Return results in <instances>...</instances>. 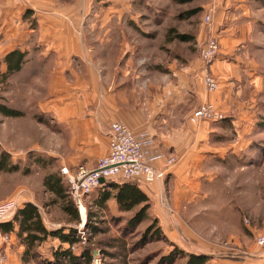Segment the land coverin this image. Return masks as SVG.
I'll list each match as a JSON object with an SVG mask.
<instances>
[{"label": "rangeland", "instance_id": "obj_1", "mask_svg": "<svg viewBox=\"0 0 264 264\" xmlns=\"http://www.w3.org/2000/svg\"><path fill=\"white\" fill-rule=\"evenodd\" d=\"M3 1L17 10L25 2ZM61 1L81 11L85 38L101 45L106 61L101 81L118 95L146 100L184 80L193 114L205 102L200 94L210 96L206 74L219 85L211 93L219 91L214 64L220 62L230 65L226 79L232 83V97L226 110L213 103L224 118L210 121L215 129L208 138L210 153L189 162L175 181L167 176L155 182L158 196L150 200L144 222L130 225L136 213L120 212L113 200L99 207L95 192L87 198L85 221L79 213L76 223L43 184L51 174L62 179L56 156L64 146L56 141L62 137L59 132H66L53 122L55 95L61 92L40 72L51 67L36 65L34 59L42 52L44 57L45 50L34 46L28 65L17 75L4 81L0 72V106L24 114L12 118L0 113L1 148L10 154V164L18 166L15 172L0 171V204L32 199L48 230H75L79 240L71 250L78 264H88L85 253L90 264H190L191 256L207 257L210 264H264V249L255 242L264 231V0ZM29 13L26 22L36 28ZM211 39L219 48L206 62L201 51ZM34 41V36L28 39ZM68 201L74 206L69 195ZM59 246V239L50 238L25 262V247L17 237L0 231V264H54L53 251Z\"/></svg>", "mask_w": 264, "mask_h": 264}, {"label": "crops", "instance_id": "obj_2", "mask_svg": "<svg viewBox=\"0 0 264 264\" xmlns=\"http://www.w3.org/2000/svg\"><path fill=\"white\" fill-rule=\"evenodd\" d=\"M11 7L0 0V72L5 73L3 59L11 51L19 49L28 57L34 46L45 50L44 57L42 52L34 61L38 66L51 67L40 68V72L49 76L56 84L54 89L61 92L55 95L56 105L52 109L53 122L66 132V136L59 132L62 137L56 141L58 146H64V153L56 156L61 168L95 167L98 160L109 153L108 131L115 122L124 123L137 137L150 135L154 138L165 155L153 162L154 167L168 168V159H176L177 163L167 173L169 182L179 175L182 177L190 163L200 161L210 153L208 138L215 132L213 123L205 121L197 126L190 123L193 110L190 89L184 80L178 86H168L163 93L155 92L146 100H139L135 95L134 98L118 95L116 89L106 87L101 81V66L106 65L102 48L96 43H88L85 38L83 30L86 26L81 23V11H74L77 5L61 0H25L19 10L14 4ZM25 10L32 12L36 28L30 29L24 17L26 13L22 16L23 21L20 20ZM31 36H34V42H28ZM214 65L220 89L215 94L210 92V96L200 94V99L226 110L227 100L232 97V83L226 79L230 65L220 62ZM15 75L17 73L11 78ZM138 186L150 200L158 196L159 184ZM32 201L24 203L38 207ZM24 203L20 202L21 207ZM260 261L252 260V264Z\"/></svg>", "mask_w": 264, "mask_h": 264}, {"label": "built area", "instance_id": "obj_3", "mask_svg": "<svg viewBox=\"0 0 264 264\" xmlns=\"http://www.w3.org/2000/svg\"><path fill=\"white\" fill-rule=\"evenodd\" d=\"M205 19L209 22L211 17L208 15ZM218 48L215 39L209 40L201 51L203 60L212 61L217 55ZM204 82L209 92L218 89L219 85L212 75L206 74ZM223 118V114L215 104L204 103L194 111L190 122L197 126L205 121H221ZM108 138L109 153L100 158L95 167L79 165L75 169L61 168L62 179L69 185L68 195L83 221L87 213V198L103 189L107 183L130 182L137 185H151L162 182L167 177L169 167L176 161L175 158L168 159L169 169L154 167V161L164 158L163 151L157 146L152 136L137 137L124 123L111 124ZM101 180H104V183ZM19 208L20 204L14 200L0 204V223L10 219ZM255 242L258 247L264 249V231L257 234Z\"/></svg>", "mask_w": 264, "mask_h": 264}, {"label": "trees", "instance_id": "obj_4", "mask_svg": "<svg viewBox=\"0 0 264 264\" xmlns=\"http://www.w3.org/2000/svg\"><path fill=\"white\" fill-rule=\"evenodd\" d=\"M31 11H27V14ZM27 53L19 49L8 53L3 62L6 65V71L2 74L3 80L7 81L12 75L22 70L26 62ZM0 113L6 117L19 118L24 116L20 111L11 108L0 106ZM11 156L8 152L3 151L0 145V171L11 173L18 171L17 165H11ZM44 187L48 192L56 196L57 200L61 201V208L66 213L73 217L74 222H80L78 210L68 201L69 185L58 175H48L43 181ZM97 205L105 207L110 201H115L120 212L133 213L135 216L130 220V225H136L144 222L147 219V212L151 207L150 198L146 193L135 183H107L103 189L99 190L96 196ZM91 221V219H89ZM156 221V220H155ZM154 228L156 224L153 225ZM0 231L4 234H14L19 243L25 247L23 259L28 262L32 256H35L38 248H40L50 238L59 239L61 246L53 251L54 264H78V257L72 253L71 248L78 243L75 237V230L60 228L54 231L48 230L42 220L39 208L30 202L24 203L18 209L16 216L8 223L0 224ZM160 228L157 227L156 232ZM63 244H68L69 248H63ZM178 254H182L178 249ZM30 256V257H29ZM86 263H91V258L88 253L84 255ZM190 264H210L207 257L191 256Z\"/></svg>", "mask_w": 264, "mask_h": 264}, {"label": "water", "instance_id": "obj_5", "mask_svg": "<svg viewBox=\"0 0 264 264\" xmlns=\"http://www.w3.org/2000/svg\"><path fill=\"white\" fill-rule=\"evenodd\" d=\"M102 183H104V180H101Z\"/></svg>", "mask_w": 264, "mask_h": 264}]
</instances>
